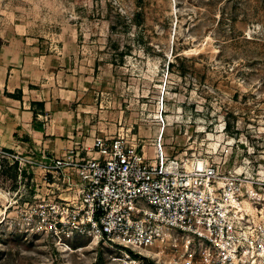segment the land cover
Returning a JSON list of instances; mask_svg holds the SVG:
<instances>
[{"label": "rangeland", "instance_id": "374dc122", "mask_svg": "<svg viewBox=\"0 0 264 264\" xmlns=\"http://www.w3.org/2000/svg\"><path fill=\"white\" fill-rule=\"evenodd\" d=\"M221 10L235 22L217 24ZM8 60L68 110L56 119L62 150L128 132L149 151L237 175L250 212H264V0H0ZM11 165L0 157V264H116L108 245L58 244L21 219L17 204L60 190L40 168L17 166L15 178Z\"/></svg>", "mask_w": 264, "mask_h": 264}, {"label": "built area", "instance_id": "2783aa9c", "mask_svg": "<svg viewBox=\"0 0 264 264\" xmlns=\"http://www.w3.org/2000/svg\"><path fill=\"white\" fill-rule=\"evenodd\" d=\"M0 157L40 168L60 190L16 205L58 244L87 237L116 249V264H264V212L238 215L234 203L252 198L251 186L242 192L241 178L209 161L199 167L161 144L149 151L128 132L48 159L2 147Z\"/></svg>", "mask_w": 264, "mask_h": 264}, {"label": "crops", "instance_id": "0c3cea01", "mask_svg": "<svg viewBox=\"0 0 264 264\" xmlns=\"http://www.w3.org/2000/svg\"><path fill=\"white\" fill-rule=\"evenodd\" d=\"M12 64L8 60L0 65V147L37 159L41 153L53 158L67 152L61 149L63 126L59 120L69 117L68 110H59V101H47L38 89L25 86L20 81V69ZM51 109L54 111H48Z\"/></svg>", "mask_w": 264, "mask_h": 264}, {"label": "trees", "instance_id": "16d2710c", "mask_svg": "<svg viewBox=\"0 0 264 264\" xmlns=\"http://www.w3.org/2000/svg\"><path fill=\"white\" fill-rule=\"evenodd\" d=\"M223 1L224 2H230V1H234V0H223ZM218 16H219V18H218L217 24H222V23H224V21H229V22L234 23L235 20H236L235 14L233 13V10L230 11L228 13V15H225L224 11L221 10ZM254 39L260 40L261 38H254ZM246 40H248V39H246ZM11 164L12 165L10 166V170H14L13 176L16 178V176L18 174L17 171H16V168H17L18 165H17L16 162H13ZM2 172L4 173V171H2ZM5 173H6V171H5Z\"/></svg>", "mask_w": 264, "mask_h": 264}, {"label": "bare ground", "instance_id": "6f19581e", "mask_svg": "<svg viewBox=\"0 0 264 264\" xmlns=\"http://www.w3.org/2000/svg\"><path fill=\"white\" fill-rule=\"evenodd\" d=\"M197 165L199 167H203L204 165V161L202 160H198L197 161ZM235 203V208H236V213L239 214H243L244 211L246 210L247 212L252 210V205L248 199V197H243L242 202L238 203V202H234Z\"/></svg>", "mask_w": 264, "mask_h": 264}]
</instances>
